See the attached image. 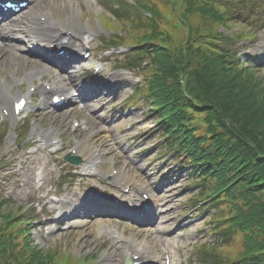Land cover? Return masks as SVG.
Instances as JSON below:
<instances>
[{
	"label": "trees",
	"instance_id": "trees-1",
	"mask_svg": "<svg viewBox=\"0 0 264 264\" xmlns=\"http://www.w3.org/2000/svg\"><path fill=\"white\" fill-rule=\"evenodd\" d=\"M145 1L139 0L141 8L146 9ZM150 2L149 16L126 20L138 25L131 32V43L141 47L135 54L144 55L138 65L147 61L138 96L151 103L149 113L165 138L163 152L174 154L188 171V184L197 186L192 202L218 211L211 232L223 240L218 248L227 256L214 248L208 254L214 264H264V84L246 67V56L228 45L249 36L243 30L219 32L235 18L227 6L211 0H186L180 13L186 25L179 23L182 30L175 27L169 35L163 18L169 7ZM6 205L0 197V264L79 262L32 246L28 232L14 228L20 208L6 212ZM239 236L241 249L234 244Z\"/></svg>",
	"mask_w": 264,
	"mask_h": 264
},
{
	"label": "rangeland",
	"instance_id": "rangeland-1",
	"mask_svg": "<svg viewBox=\"0 0 264 264\" xmlns=\"http://www.w3.org/2000/svg\"><path fill=\"white\" fill-rule=\"evenodd\" d=\"M55 1L43 0L38 7L29 10L24 18L34 17L47 10L53 13L52 19L56 18L59 20L60 18H65L67 13H69V9H63ZM156 1L162 3V5L168 3V0ZM145 2L144 6H146V9H152L150 0ZM81 4L84 8L82 10L83 13H81V21L86 22L90 20L92 26L95 28L99 25L98 18H100V15L101 19L106 21L107 27L124 28L127 25L126 23L117 21L101 7L98 8L93 5L92 10L89 11L85 9V5L82 2ZM229 6L236 13L235 15L239 19V22L231 20L228 22L229 28H219V32L228 36L239 33L240 27L245 25L254 28L255 32L254 39L250 42L246 43L236 40L232 46L233 50L241 52L243 49H246L250 53L255 54L257 50L264 48V0H256L254 2L231 0ZM57 9L62 12L60 11L59 13ZM146 9L135 5L131 13L135 17L149 15V11ZM254 19L255 21H253ZM194 21L196 25L201 24L197 19ZM249 21L252 23L250 24ZM244 30L248 29L244 27ZM6 32H8L7 29ZM127 33L130 37L131 33H129L128 29ZM123 34L113 33V35H110L105 33L106 36L102 41L103 46L101 45V48L103 50L107 49L108 39L105 40V38L122 36ZM23 48L24 50L27 49L26 47ZM95 57L97 59V55ZM101 58L102 55H100L99 59ZM102 62V66L104 67L108 63L106 72L109 71L113 79H117V75L121 71L129 76V80L128 78L120 79L124 86H129L132 81L141 80L139 73H128L123 71L122 68H118L119 65L116 63L118 61L114 60V58L110 57L108 62ZM6 64L10 65L11 60H8ZM252 66L255 68L253 71L254 78L261 80L260 82L264 84V66ZM24 72L25 70H22V68L17 74L14 71L9 72L7 78L5 76L8 84L20 86L24 82ZM75 77L76 79L80 77L85 81L88 80L85 69L78 70L75 73ZM17 80L20 82L18 83ZM98 86L97 84L96 87ZM26 88L25 84L23 87L17 88L14 91L11 89L10 91H12V95L17 90L24 93ZM97 91L98 94L100 89ZM132 95V90L124 89L121 91L118 99L108 103L116 106V109H112L109 106L112 109V118L115 121L117 119H129V122L125 126L131 124L129 127L110 128L108 136L101 135L100 129H102V123L100 121H98L99 127L89 122L88 130L82 131L77 129V131H74L73 121L78 120L80 122L83 120L81 117H85V115L72 113L74 116H77L74 117L71 114V112H74L72 110L54 116L30 115L24 119L22 124L16 127L12 126L13 124L9 119H6L5 122L0 120V130H13L19 135H21L20 130H24L25 127H28V123H32L29 135L24 142V145L32 144L31 149L28 151L24 150V145H19L21 138L15 142L7 134L6 137L0 140V194L12 203L7 204L3 209L6 212L13 211L14 213L18 210V206H21L24 209H30L29 213L34 214L35 217L41 218V221L34 224L33 227L35 228H33L31 225H27L26 221L24 222L27 216L25 215L24 217L23 214L25 212L23 209H20L22 215L14 227L22 228L28 232L32 246H37L41 251L48 253L49 251H69L77 256L88 255L90 262L87 264H104L105 259L109 256L113 264L121 263L122 252L118 251L114 245V240L104 238L107 229L105 228V231L100 232L99 226L103 221L107 222L103 223L107 227L113 226L119 233H123L125 236H129L138 242H144L149 250L154 251L157 255L161 254L158 251L159 246L164 245L172 254V264L210 263L213 259L212 256L201 253L203 243L209 242L213 246L225 244L217 235L211 232V228L215 226L213 219L218 211H208L204 208V212L193 219L192 216L196 214V207H202L195 206L194 202H192V197L197 194L198 188L197 186L188 188L186 185V180H188L186 170L176 169L175 164L170 159V155L166 157L162 153L160 142L165 138H162L161 135L155 132L158 129V122L154 114H149L151 103L145 98L138 96V92H135L136 100H131L132 104L130 106L126 105V99H130ZM110 99H113L112 95L109 96L107 94L106 96L104 94V99H97L92 105L97 109ZM0 105L2 106V103ZM125 111L129 112V114H125ZM106 113L103 112L102 114L106 115ZM115 121L113 122L114 124L125 123ZM48 131H53V137L64 140V144L57 154H52L51 150L46 149L43 143L40 142L41 137L39 136ZM81 143H84V146L98 148L99 157L104 161V166L97 174L91 177L77 179L79 187L81 184L83 190L92 187L102 192H111L105 175L113 168L124 175L123 179L128 177L129 179L134 178L135 180H143L148 184H153L156 190L160 189L159 191L162 193L160 198L162 206L159 209L162 219H157V222L149 226H156L155 228L134 230L128 227V229H125L113 220L108 222L104 218L88 221L81 226L76 225L75 220H67L64 223L62 220L58 223L56 222L60 217L58 211L60 203L54 200L57 198L55 194L59 195L60 200H67V197L70 196V188L74 187L71 183H73L75 176L76 178L77 176L80 177L78 174L75 175L79 167L65 163L62 157L68 153L70 148L76 147ZM113 143H117L115 147L118 149L114 148ZM64 183L67 186H63ZM33 209L35 210L33 211ZM157 229L161 232L159 233ZM240 241V236L235 237L234 244H236L237 248L241 249L242 244ZM209 251L211 253L212 248ZM215 251L219 256H223L224 258L227 256L224 249L217 248ZM96 258L99 259L92 263L91 260ZM106 264H108L107 261Z\"/></svg>",
	"mask_w": 264,
	"mask_h": 264
},
{
	"label": "bare ground",
	"instance_id": "bare-ground-1",
	"mask_svg": "<svg viewBox=\"0 0 264 264\" xmlns=\"http://www.w3.org/2000/svg\"><path fill=\"white\" fill-rule=\"evenodd\" d=\"M67 3L72 6V8L74 9V12H79L78 10V5L77 2L75 0H66ZM60 13V10H57ZM51 14V13H50ZM53 14V13H52ZM48 16V15H47ZM46 15H40L38 18L43 17V18H47ZM64 29V32L70 31L71 34H69V37H71L70 39L65 36L63 37V32L62 30ZM36 32H34V37L36 40H38L40 43H42L45 47H50V45H54V43H48V40H52V39H56V41H60L62 42L63 40H67V46L70 48H81L84 47V44L82 42L78 43L74 40L75 37L78 36H84V34L88 33V30L80 25H77L72 17H69L68 19H64L63 21H59L56 22V24H54V22H50L49 21V16H48V23L47 26L44 25V29L41 28V30H38V28H35ZM1 34V33H0ZM66 44L62 43L61 46H64ZM72 58L76 59L75 55H72ZM30 65V64H29ZM42 72L40 69H36L33 72H31L30 74H27L25 76V79H27L29 82H31L32 79H34L35 77L41 76ZM54 88L60 89V90H64L65 89V84L63 83V81H57L53 84ZM9 86L7 84H5L3 82L2 77H0V93L3 94L5 97V101H6V105H7V110H10V107H13V100L10 98H6V94L10 93L9 90ZM32 88V87H30ZM54 140V138H51L49 141ZM76 156H81V159L86 160L87 165L91 164V161H95L96 157V152L93 149H90L89 147H84L83 149H77V151L75 152ZM150 193V191H149ZM76 202L72 201L71 203H69L67 205V209L65 207L62 206V209H65L66 211H71L73 209L74 206H76V204H74ZM103 229V227H101V230ZM128 241L130 243H132V246L135 248L133 249L134 251V255H140L142 258V261H150V262H154V261H158V256L156 254H154L153 252H150L147 250V248H145V243L143 242H138L134 239L130 240L128 239ZM122 247V246H121ZM128 251H132V249H128ZM124 258V257H123ZM108 264H110V261L112 262L110 256L107 257V259H105ZM106 261H104V264H106Z\"/></svg>",
	"mask_w": 264,
	"mask_h": 264
},
{
	"label": "snow or ice",
	"instance_id": "snow-or-ice-1",
	"mask_svg": "<svg viewBox=\"0 0 264 264\" xmlns=\"http://www.w3.org/2000/svg\"><path fill=\"white\" fill-rule=\"evenodd\" d=\"M21 103H23V102H21ZM19 107V106H18Z\"/></svg>",
	"mask_w": 264,
	"mask_h": 264
}]
</instances>
